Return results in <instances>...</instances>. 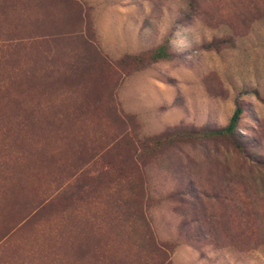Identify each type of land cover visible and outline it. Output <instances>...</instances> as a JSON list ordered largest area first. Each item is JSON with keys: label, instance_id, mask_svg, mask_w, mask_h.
<instances>
[{"label": "rangeland", "instance_id": "1", "mask_svg": "<svg viewBox=\"0 0 264 264\" xmlns=\"http://www.w3.org/2000/svg\"><path fill=\"white\" fill-rule=\"evenodd\" d=\"M0 264H264V0H0Z\"/></svg>", "mask_w": 264, "mask_h": 264}, {"label": "trees", "instance_id": "2", "mask_svg": "<svg viewBox=\"0 0 264 264\" xmlns=\"http://www.w3.org/2000/svg\"><path fill=\"white\" fill-rule=\"evenodd\" d=\"M153 56L156 58H161L167 56V53L165 51L164 46H159L155 52L153 53ZM242 112V109L240 106H237L231 115L228 123L220 128H213V129H207L204 133L206 136H217V135H224L227 137H234L235 135V129L237 127V123L240 117V114ZM237 145V144H236ZM239 145H237L238 147Z\"/></svg>", "mask_w": 264, "mask_h": 264}]
</instances>
